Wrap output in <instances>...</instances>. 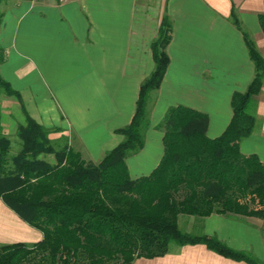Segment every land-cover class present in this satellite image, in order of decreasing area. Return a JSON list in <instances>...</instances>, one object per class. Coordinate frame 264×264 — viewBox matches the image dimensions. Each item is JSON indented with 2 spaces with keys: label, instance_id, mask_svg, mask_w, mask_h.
<instances>
[{
  "label": "crops",
  "instance_id": "obj_1",
  "mask_svg": "<svg viewBox=\"0 0 264 264\" xmlns=\"http://www.w3.org/2000/svg\"><path fill=\"white\" fill-rule=\"evenodd\" d=\"M232 9L264 57L258 24L264 0H3L0 76L19 93L27 114L51 131L54 144L67 145L96 163L122 141L116 130L133 116L139 86L153 70L151 43L166 15L172 25L169 65L150 112L144 146L126 160L131 178L145 176L161 158L162 133L155 126L169 107L206 114L210 139L229 124L232 93L243 92L253 77L243 34L230 20ZM251 112L256 125L239 148L264 162V80ZM1 207V244L40 239L39 232ZM196 225L199 234L264 264V221L212 214ZM132 264L248 263L199 244L171 245L163 256L137 258Z\"/></svg>",
  "mask_w": 264,
  "mask_h": 264
},
{
  "label": "trees",
  "instance_id": "obj_2",
  "mask_svg": "<svg viewBox=\"0 0 264 264\" xmlns=\"http://www.w3.org/2000/svg\"><path fill=\"white\" fill-rule=\"evenodd\" d=\"M230 20L243 34L253 77L243 92L232 93L229 124L210 139L206 114L169 107L155 126L162 133L161 158L148 175L134 179L126 160L144 146L169 65L172 25L166 15L151 43L153 70L139 86L133 116L116 130L122 141L96 163L67 145L55 147L51 131L27 114L19 93L0 76V95L15 99L23 117L15 130L20 141L15 153L0 121V201L41 234L34 243L0 244V264H132L163 256L171 245L199 244L225 258L258 264L248 253L178 225V216L196 217L190 228L195 229L212 214L264 221V162L239 148L256 125L251 103L264 80V57L241 30L233 9ZM258 24L264 34V13Z\"/></svg>",
  "mask_w": 264,
  "mask_h": 264
},
{
  "label": "rangeland",
  "instance_id": "obj_3",
  "mask_svg": "<svg viewBox=\"0 0 264 264\" xmlns=\"http://www.w3.org/2000/svg\"><path fill=\"white\" fill-rule=\"evenodd\" d=\"M0 121H1L3 133L11 142L10 153L17 152L18 149L20 148V141L15 136V130H16L17 124L23 123V117L20 113V110L17 107V102L15 101V99H13L11 97H6L5 95H0ZM55 143H59L58 146H61L60 142H55ZM56 146H57V144H55V147ZM47 158H48V160L52 161L51 157H47ZM1 205L6 210H8L2 203H1ZM1 205H0V215H2L4 212ZM8 211L11 214H13L10 210H8ZM185 220H199V219L196 217L178 216V225L182 231L198 235L200 233V230H198L199 228H197V226H196L195 229L194 228L190 229L192 223L191 224L189 222L186 223ZM187 229H189V230H187Z\"/></svg>",
  "mask_w": 264,
  "mask_h": 264
},
{
  "label": "built area",
  "instance_id": "obj_4",
  "mask_svg": "<svg viewBox=\"0 0 264 264\" xmlns=\"http://www.w3.org/2000/svg\"><path fill=\"white\" fill-rule=\"evenodd\" d=\"M58 2H63V1H65V0H57Z\"/></svg>",
  "mask_w": 264,
  "mask_h": 264
}]
</instances>
